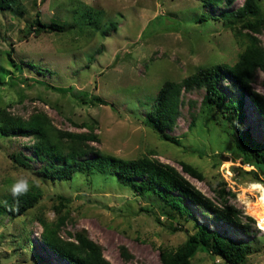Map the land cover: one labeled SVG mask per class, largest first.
<instances>
[{
    "label": "rangeland",
    "instance_id": "rangeland-1",
    "mask_svg": "<svg viewBox=\"0 0 264 264\" xmlns=\"http://www.w3.org/2000/svg\"><path fill=\"white\" fill-rule=\"evenodd\" d=\"M244 2L206 7L202 0H18L12 10L0 13V111L25 120L43 113L62 132L95 136L88 144L101 155L168 164L214 204L227 202L249 227L244 235L195 207L182 218L156 194L140 195L99 173L52 181L39 173L44 163L34 159L33 139L6 141L0 135V203L33 186L42 194L25 215L0 216V264H68L42 242L38 221L56 224L61 216L65 221L58 236L76 242L78 234L84 235L110 264H163L162 252L181 247L188 234L197 232L195 224L251 242L244 264H264V224L248 214L242 198L244 192L252 201L259 198V189L252 187L264 188V172L244 163L225 114L205 105L206 89L182 91L179 115L165 130L180 146L165 141L146 121L164 82L179 83L201 68L237 60L248 30L237 34L224 14ZM260 7L264 18V0ZM202 14L212 20L200 23ZM37 18L64 25L65 31L45 32ZM257 37L264 48V28ZM263 80L258 70L252 88L262 96ZM219 89L225 102L244 99L245 128L264 144V122L250 101L230 79L221 80ZM13 152L32 158V169L17 166L10 159ZM96 157L91 153L85 159ZM181 163L201 171L204 181L185 173ZM22 232L29 234L30 245L19 237ZM192 264L226 263L200 248Z\"/></svg>",
    "mask_w": 264,
    "mask_h": 264
},
{
    "label": "trees",
    "instance_id": "trees-1",
    "mask_svg": "<svg viewBox=\"0 0 264 264\" xmlns=\"http://www.w3.org/2000/svg\"><path fill=\"white\" fill-rule=\"evenodd\" d=\"M202 1L206 7H219L233 2V0ZM17 3L18 0H0V13L12 10ZM260 10V0H245L242 6L224 14L233 22L234 26L231 27L237 34L238 32L242 34L241 29L248 30L242 35L246 42L237 60L233 64L221 63L201 68L179 83L164 82L156 96L154 107L146 116V121L162 134L165 141L180 146V141L166 134L165 130L173 128L179 115L182 91L204 87L207 91L205 105L225 114L226 124L232 132L234 147L242 155L244 163L264 172V144L257 142L245 128L244 99L235 98L225 102V94L219 89L221 80H232L237 90L250 101L264 122V96L252 88L256 72L261 70L264 73V48L257 37L264 28V18L260 17ZM210 20L212 19L206 14H202L199 18L200 23ZM35 23L45 32L63 33L65 31L64 25L44 24L39 18ZM237 23L240 24L238 29ZM1 72L0 65V74ZM95 102L108 105L100 98H95ZM0 135L6 141L15 136L33 139L34 143L29 148L33 151L34 159L44 163L39 173L52 181H69L76 174L99 173L117 179L140 195L146 192L156 194L182 218L190 217L191 208L195 207L202 213L209 214L213 220L233 226L248 236L249 227L241 220L236 209L227 202L222 206L214 204L174 167L147 157L123 160L101 155L88 144V139H96L95 136L62 132L56 129L43 113L33 114L25 120L12 116L7 111H0ZM6 141L4 142L8 143ZM91 153H96L97 157L85 159ZM10 159L21 168L32 169L29 164L32 158H26L19 152L10 154ZM181 165L185 173L199 181H204L203 173L197 168L187 163H181ZM218 193L223 196L224 192ZM41 195V191L36 186L12 192L0 203V216L9 215L12 218H19L25 215L36 207ZM61 201L63 205L66 199L61 198ZM185 201L189 205H185ZM247 219L254 222L252 218L247 217ZM38 221L43 225L42 242L68 264H110L103 257L100 246L84 235L78 234L76 242L66 241L58 236V230L64 224L65 217L61 216L56 224L48 223L41 218H38ZM194 228L197 232L188 234L186 242L176 251L162 252L163 264H192V259L200 248L226 264H244L252 253L251 242H238L229 235L209 230L205 225L195 224ZM173 230L182 231L183 229L175 227ZM28 235L22 232L19 237L30 245ZM123 255L126 256V253L123 252ZM36 258L39 260V257Z\"/></svg>",
    "mask_w": 264,
    "mask_h": 264
},
{
    "label": "bare ground",
    "instance_id": "bare-ground-1",
    "mask_svg": "<svg viewBox=\"0 0 264 264\" xmlns=\"http://www.w3.org/2000/svg\"><path fill=\"white\" fill-rule=\"evenodd\" d=\"M253 190L259 189L260 196L256 201H252L244 192L242 198L247 202V211L259 225L264 224V188L259 184L253 185ZM248 194V193H247Z\"/></svg>",
    "mask_w": 264,
    "mask_h": 264
}]
</instances>
